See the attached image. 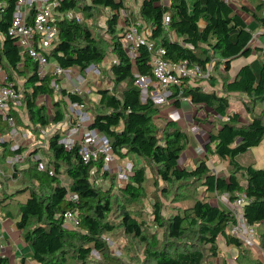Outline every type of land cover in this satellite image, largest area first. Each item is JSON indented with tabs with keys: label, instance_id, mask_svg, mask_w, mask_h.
<instances>
[{
	"label": "trees",
	"instance_id": "obj_1",
	"mask_svg": "<svg viewBox=\"0 0 264 264\" xmlns=\"http://www.w3.org/2000/svg\"><path fill=\"white\" fill-rule=\"evenodd\" d=\"M0 2L5 4L0 16V64L10 72L27 76L24 100L34 131L37 126L47 128L62 122L67 103L54 101L51 111L46 105L38 104L41 96H52V79L37 77L35 63L21 55L15 39L9 34L17 1ZM107 9L113 13L107 22L111 44L88 26V21ZM76 10L81 12L83 20L65 17ZM121 10H126L124 0H63L59 8L62 14L58 22L59 41L51 60L63 68L82 71L92 64L103 63L111 50L118 57V63L111 69L113 89H100L97 102L88 96L71 95L70 99L87 104L93 115L91 127L110 137L119 160L134 155L143 161V165L133 169L130 181L119 187L125 197L133 201L145 197L148 170L152 171L156 183H163L161 191L166 195L167 187L182 184L201 187L203 191L192 204L166 216L156 197L153 219L164 236L159 240L149 233L146 223L128 209L126 202L120 201L114 183L110 188L98 185L99 177L111 179V173L102 172V161L85 164L77 147L69 151L59 143L60 133L50 138L47 148L34 149L31 153L41 152L48 159L56 171L53 176L39 171L30 157L24 164L12 167L6 159L11 154L13 141H0V164L8 171H3L0 181L3 183L11 178L20 184L13 191L0 193V219L11 220L32 249L30 261L23 257L18 264L31 261L37 264H120L121 261L111 254L105 235L132 237L146 245L145 264H228L219 245L221 237L228 247L237 248L243 254L241 260H245L248 253L245 243L227 233L234 221L232 212L213 200L227 194L233 202L237 193H246L249 201L244 209L245 218L251 225H259L258 232L259 228H264V168L244 165L238 160L264 142V113L254 112V108L264 104V61L259 75L252 65H246L234 80L225 77L223 82L224 94L238 93L248 97L244 103L250 115L248 122L243 123L239 113L230 111L229 99L224 94L215 90L206 92L196 85L197 82L185 89L184 96L194 105H203L218 116L214 122L220 120L219 126L210 133L205 151L227 162L230 174L228 177L217 175L207 159L188 168L181 161L191 145L192 135L175 121L158 128L155 121L161 108L143 103L140 90L135 86L136 73H151L152 51L141 46L135 60L128 56L118 29ZM237 10L224 0H172L170 7L163 5L162 0H143L141 17L152 30L151 41H159L166 49L167 60L188 61L190 65L205 67L219 59L228 73L233 60L249 57L254 52L240 42L249 34L242 35L248 24ZM242 10L259 26H264L261 12L246 6ZM167 13L171 21L165 26ZM171 32H175L181 42L171 41ZM9 79L13 80V76L9 75ZM210 83L215 87L216 78ZM225 118L227 120L221 122ZM7 135V125L0 118V138ZM63 178L68 179V187L63 184ZM111 181L114 182L113 177ZM69 190L79 195L78 203L68 200ZM69 210L78 212V229L65 226L64 214ZM261 242L264 248V232ZM0 264H10L9 258L0 256ZM252 264H264V261L255 260Z\"/></svg>",
	"mask_w": 264,
	"mask_h": 264
},
{
	"label": "built area",
	"instance_id": "obj_2",
	"mask_svg": "<svg viewBox=\"0 0 264 264\" xmlns=\"http://www.w3.org/2000/svg\"><path fill=\"white\" fill-rule=\"evenodd\" d=\"M16 1L9 34L15 39L21 54L28 56L35 63L37 77L40 79L51 77L53 98L55 95L63 97L68 105V113L64 122L66 128L63 127L65 124L62 122L56 123L46 130H40L44 148L47 147L51 137L59 131H64L60 135L59 143L66 150L70 151L77 147L85 164L102 161V172L116 173L120 187L127 184L133 174L129 163H119L121 160L114 152L110 137L91 127L93 115L88 110L87 104L83 101L70 99L71 95L86 96L94 92L95 90L91 86L93 81L90 77L100 76L101 69L106 63L92 64L82 71H77L75 68H63L57 63L52 64L51 54L59 41L58 22L62 17L59 8L63 0ZM224 1L233 4L235 0ZM4 6L5 4L0 2V16ZM170 21V15L166 14L164 25L168 26ZM142 26L140 22L136 24L130 19L123 33L122 42L128 56L133 60L138 56L141 46H146L152 51L151 73L148 75L136 73L135 75V86L140 90L143 103H151L161 108L171 101L184 99L185 89L188 85L212 78L213 63L202 67L190 65L188 61L175 63L167 60L166 49L161 44L151 41L150 37L141 30ZM24 92V89L10 81L7 75L0 73V118L9 127L8 135L0 138V141H13L10 148L11 154L6 161L12 167H16L24 164L30 157L36 163L39 171L48 172L53 176L56 171L49 164L48 159L39 153L31 155L34 149L25 146L27 142L31 143L34 138L30 131H23L19 126V119L23 117V111L26 108ZM53 98L43 95L40 97V101L43 100L50 110L53 107ZM200 127L197 123L192 125L190 130L198 134ZM0 174L4 175L3 172ZM67 198L74 203L80 201L79 195L70 190ZM224 199L229 204L234 217V221L227 228V233L245 244H257V224L251 225L245 218L244 209L249 201L246 193H237V198L233 202L229 201L227 194L224 195ZM64 223L67 228L78 229V212L67 211L64 214Z\"/></svg>",
	"mask_w": 264,
	"mask_h": 264
},
{
	"label": "rangeland",
	"instance_id": "obj_3",
	"mask_svg": "<svg viewBox=\"0 0 264 264\" xmlns=\"http://www.w3.org/2000/svg\"><path fill=\"white\" fill-rule=\"evenodd\" d=\"M243 2H247L248 4L252 5L254 8H257L262 4L261 0H235L233 3L239 7V4H242ZM261 7V6H260ZM264 7V6H263ZM264 12V8L262 10ZM106 17L107 14L103 12L98 13L96 18L91 19L90 21H88V26L91 27L93 29V31L97 34V35H101L103 37L104 40H107L110 44H111V40L112 38L108 35L109 32V26L106 22ZM254 33H256V31H254ZM249 35H251V33H248ZM252 39V36L247 37L244 41L249 42ZM257 43V39L255 38L254 44ZM261 43L264 45V36L262 37V41ZM112 59H113V55L111 54V52L109 53L108 57H107V62H108V66L111 65L112 63ZM247 59L242 58V59H238L235 62H233V70L232 73L234 75L236 68L242 64L243 62H247ZM250 60V59H249ZM248 60V61H249ZM263 60V57L261 54L258 55L257 60L255 61L257 68H259L260 62ZM216 64V68H217V72H216V81H217V87H221L222 83L226 78H230L229 74H225V70H222V66H220V62L219 59H217L215 61ZM110 67V66H109ZM238 69V68H237ZM102 74H105V79L102 78V74L100 76H95L93 77L94 80H96V82H92L91 86H93V89L96 91H99L100 89L105 88V86L107 85V80H109V72L106 68L101 69ZM108 75V76H107ZM114 87V86H113ZM245 100H248L247 97H239L236 99L235 103L232 104V109L233 111H235V109L240 110L241 115L245 121L249 120V115L248 112L246 110V108L244 107V103L246 102ZM231 101H234V99H231ZM191 105V104H190ZM186 106V107H184ZM184 108L182 109V113L185 115V117H183L182 115L180 116L181 119L178 120L179 117V111L174 112L172 114L169 115V118L174 119V121L178 124V126L181 128H185L188 129L186 130L187 132L189 131V127L193 125L194 121L191 122L192 119H189V117H194V110L195 109H190V107L186 104H184ZM250 109H252V106L250 105ZM206 110V109H205ZM191 111H193V113L191 114ZM203 111L201 109L198 110ZM205 112V111H203ZM254 112L256 113H264V104L260 105L256 108H254ZM212 113V112H211ZM212 115V114H210ZM214 117V116H211ZM164 118V116H163ZM161 118H157V120L155 121L156 125L158 128H163L166 126L167 124V120L169 118L163 119ZM178 120V121H176ZM214 121V120H212ZM209 122V123H205L202 126V130H200L199 134L197 135H192L191 132L190 134L192 135L191 137V145L186 149L183 158H182V165L186 166V167H191L195 164L196 161L201 160V159H207V163L209 165V167L217 174L223 177H228V175L230 174L229 171V167H228V163L225 161H221L219 160L217 157H215L212 153H207L205 151V146L206 144L209 143V135L212 132L216 131V125H218L220 123V120H217V122ZM216 121V118H215ZM226 120H222L221 122H224ZM41 134V132H40ZM44 142L39 141L36 137L33 139V141L31 143L27 142L25 144L26 147H28L29 149H45L44 148ZM42 148H41V147ZM212 149L214 148V145H212ZM45 151V150H43ZM238 160L240 161L241 164L244 165H248V164H255V167L260 169V168H264V142L261 143V145H259L258 147H254L251 149V151H249L247 154L241 155ZM121 162H127L129 163V167L132 169L135 167H138L140 165H143V161L140 160L137 156L134 155H129L128 157H125L124 159H121ZM8 172L6 170V167L3 166L2 164H0V173L1 172ZM3 172V173H4ZM148 183L146 185V193H145V197L140 201H133L130 197H125L121 191H120V184L117 181L116 178V173H111V179H104L102 177L98 178V185L101 187H105V188H110L113 183H114V191L115 194L117 196H120V201L121 202H126L128 209H131L132 211H134L135 215L139 218L140 221H144L147 225V228L149 233H153L155 234L159 240L163 239V233L162 231L157 227V225L154 223V216H153V204L156 201V197L160 200V202L163 205V215H168L172 212H174L176 209H183L184 207H186L189 204H192L194 202V199L197 195H200L203 191V189L201 187L197 188L196 186H192V185H183L182 186H169L167 187L168 189V193L167 195L165 193H163L162 187H163V183L161 181H159L158 183H156V180L154 178V175L152 173V171L148 170ZM1 176V174H0ZM8 176L10 177V175L8 174ZM7 177V176H5ZM112 177L114 182H112ZM9 179V180H8ZM5 180V179H4ZM1 182V181H0ZM17 182V181H15ZM63 184L67 185L68 184V179L63 178ZM19 183V181H18ZM18 183H14L11 178H7L4 181V186L7 187L8 190H12L13 188L18 187L20 184ZM126 185V184H125ZM125 185H122L121 187H124ZM4 186L2 187L3 190ZM197 189H196V188ZM216 199V198H215ZM11 225L13 226V229L15 230V235L17 236H13V239L10 240H6L5 243H1L0 246V256H4V255H10L11 256L14 255V252L16 251V247L14 246V241H18V239H20L21 241H24L23 239V234L21 233L20 230H18L16 228V226L14 225V223L9 220ZM264 232V228H259V232H258V241L257 244L255 245H250V244H244L245 248L247 249L248 253L246 254V258L245 260H241V256L243 255L241 252H239L238 250H235V248L233 249L232 247H224L226 250L228 249V261L230 264H252L255 260H261L264 261V248L262 246V242H261V233ZM2 234V227L0 226V235ZM11 237V238H12ZM105 239L107 240L109 247H110V251L111 254L118 258L121 263L120 264H145L146 261V257H145V252H144V247L146 248V245H142L140 244L136 239L132 238V237H126V236H121V237H117L114 238L110 235H105ZM220 244L223 247L224 245V241L223 238L220 239ZM232 248V249H230ZM230 249V250H229ZM97 255H95L96 257ZM10 258V257H9ZM97 260H100L99 257H96ZM95 259V260H96ZM15 260V259H14ZM21 259H19L20 261ZM18 261V263H19ZM30 261V258H29ZM15 262V261H14ZM17 263V264H18ZM30 264H37L35 262H29ZM11 264V263H10Z\"/></svg>",
	"mask_w": 264,
	"mask_h": 264
},
{
	"label": "crops",
	"instance_id": "obj_4",
	"mask_svg": "<svg viewBox=\"0 0 264 264\" xmlns=\"http://www.w3.org/2000/svg\"><path fill=\"white\" fill-rule=\"evenodd\" d=\"M258 1V0H257ZM262 2V4L260 5L261 7H263L264 6V0H261ZM142 2H143V0H124V3H125V6H126V10H121V12H120V19H119V25H118V29H120L121 30V32L119 33V35H120V37H121V39H122V37H123V33H124V31H125V29H126V27H127V24L130 22V19H131V21L133 22V23H136V24H139V22L143 25L142 26V28H141V30L145 33V34H147L149 37L152 35V30H151V28L148 26V24L143 20V18L141 17V6H142ZM162 4L163 5H165V6H168V7H170L171 6V4H172V0H162ZM231 5H233L234 7H236L238 10V12L243 16V18L245 19V21L247 22V24H248V28L244 31V33L242 34L243 36H246L247 35V33H251V35H248L247 37H249V36H252V39L249 41V42H246V41H244L243 40V38H239L240 39V42L243 44V45H245V47H250L251 49H253L254 50V52H253V54L251 55V56H249V57H240V58H237V59H235V60H233L232 62H231V69H230V71L228 72V73H226L225 72V74H229V76H230V81H232V80H234L235 78H236V76H237V74H238V72L240 71V69L243 67V66H246V65H252V67L254 68V71H255V73L257 74V75H259V73H260V70H261V62L262 61H264V45L261 43V41H262V37L264 36V26H259L249 15H247L245 12H243V10H242V7H244V6H246V7H248V8H250V9H254L255 11H259V12H261L263 15H264V12L262 11L263 10V8L262 9H260V6L258 7V9L257 8H254L252 5H250V4H248L247 2H243L242 4H239L238 6L239 7H237L234 3L233 4H231ZM105 11V13L107 14V17H106V22H108L109 21V18L112 16V12L110 11V10H104ZM168 14V13H167ZM67 16H69V19L70 18H72V17H76V18H78L79 20H83V15L81 14V12L79 11V10H76V11H71V12H68L67 14H65V17H67ZM254 31H256V33H254ZM108 35L111 37V35L108 33ZM255 38L257 39V43L256 44H254V41H255ZM169 39L171 40V41H173V42H181V39L180 38H178L177 37V35H176V33L175 32H171L170 34H169ZM156 42V41H155ZM16 43V42H15ZM156 43H158V44H161L159 41H157ZM17 45V44H16ZM162 45V44H161ZM18 47V46H17ZM257 50H259L258 52H257ZM21 53V52H20ZM111 54L113 55V59H112V63H111V65H109L108 66V62H107V58L105 59V66L103 67V68H106L107 70H108V72H109V74H110V76H109V80H107V85L105 86V88H110V89H113V86H114V83H113V76H112V74H111V69H112V66L115 64V63H118V61H119V59H118V57L113 53V51L111 50ZM259 54H261L262 55V57H263V60L260 62V65H259V68H257V65H256V63H255V61L257 60V57H258V55ZM22 55V54H21ZM23 57H28V56H25V55H22ZM242 58H245V59H247L246 61L247 62H243L242 64H240L237 68H236V70H234L235 71V73H234V75L233 74H231L232 73V70H233V62H235L236 60H238V59H242ZM250 59V60H249ZM249 60V61H248ZM103 62V63H104ZM56 62L53 60V63L52 64H55ZM210 63H213L214 64V71H213V76H212V78L211 79H209V80H204V81H201V80H199V81H197V86L198 87H201L204 91H206V92H210V91H217L220 95H223L224 94V92H223V83H222V85H221V87H217V85L215 86V87H212V85H211V83H210V81L211 80H213L214 78H217V76H216V72H217V68H216V64H215V61H212V62H210ZM210 63H208V64H210ZM208 64H206V65H208ZM220 66H222V70H225V68H224V64L222 63ZM21 67H23L22 65H21ZM77 71H80V70H78L77 69ZM0 73H4L5 75H7L8 77H9V75H12L13 76V80H11L10 79V81H12L15 85H17V86H19V87H22V89H24V91H26V88H25V85H26V77H24V76H20V75H18L16 72L14 73V72H10V70L8 69V68H4L1 64H0ZM108 76V75H107ZM105 74H102V78L103 79H105ZM90 79L93 81V82H96V80H94L93 79V76H91L90 77ZM195 85V84H194ZM25 93V92H24ZM225 96H227L228 97V99H229V103H230V111L231 112H236V113H239L240 115H241V112H240V110H238V109H235V111H233V109H232V104H234L235 103V101H236V99L237 98H239V97H241V98H245V97H247L245 94H238V93H227V94H224ZM86 96H88V98H90L93 102H97L98 100H99V98H100V96H99V94H98V91H94V92H92L91 94H89V95H86ZM53 98V93H52V96H51V99ZM248 98V97H247ZM231 99H234V101H231ZM53 100L54 101H58V100H63V101H65V99H63V97H60V96H58V95H55L54 96V98H53ZM52 101V100H51ZM245 101H248V100H245ZM66 102V101H65ZM67 103V102H66ZM39 105H46V104H44V101L43 100H41L40 101V99H39V103H38ZM47 104H49L48 102H47ZM184 104H186V105H188L189 107H190V109H195L194 110V117L192 118V117H189L188 116V118L189 119H192L191 120V122H193L194 121V123H193V125H195V124H197L198 123V125L199 126H201L200 127V130H202L201 128H202V126H203V124H205V123H209V122H211L212 120H215V118L217 119L218 118V116L213 112V111H211L210 109H207V108H205L203 105H194L193 103H192V100L189 98V97H185L184 99H177V100H174V101H171L169 104H167V105H165V106H163V107H161V111H160V113H159V115L156 117V120H157V118H163V116H164V118L163 119H166L167 120V118H169L170 116V114H171V117H172V114L174 113V112H177V111H179V112H177V113H179V117L183 114L182 113V109L184 108V107H186V106H184ZM191 104V105H190ZM184 106V107H183ZM46 107H48V105H46ZM67 107H68V105H67ZM245 107V106H244ZM199 109H201V110H203V111H205V112H203V111H198ZM206 109V110H205ZM49 111H51V110H49ZM68 111V110H67ZM65 112V118H66V114L68 113V112ZM24 113H23V117H21V119H19V126H20V129H22L23 131H30L31 132V134H32V136H33V138H37L39 141H41V137H40V130H46V129H48V128H50L52 125H55V124H51L49 127H47V128H42V127H40V126H37L36 127V130L37 131H34V128H35V126L31 123V121H30V119H29V115H28V112H27V110H26V108L24 109V111H23ZM212 112V113H211ZM193 113V111H191V114ZM210 114H212V115H210ZM249 115V114H248ZM183 117H185V115L183 114L182 115ZM211 116H214V117H211ZM22 118H23V120H22ZM181 119V117L178 119V120H180ZM249 119H250V115H249ZM178 120H176V121H178ZM223 120H227L226 118L225 119H223ZM25 121V122H24ZM169 121H174V119H172V118H169L168 120H167V122H169ZM241 121L243 122V123H245V122H248V121H245L244 122V119H243V117H242V115H241ZM26 122H27V124H26ZM63 122V124H65L64 122H65V119L62 121ZM62 122H59V123H62ZM212 122H214V121H212ZM4 123L7 125V128H8V132H9V127H8V124L4 121ZM22 125L23 126H25V127H22ZM217 126H219V124L217 125ZM63 127H65L66 128V124L65 125H63ZM64 128V129H65ZM182 128V127H181ZM190 128H191V126L189 127V131H188V133L190 134V132H191V130H190ZM182 129H184L185 130V128L183 127ZM186 130H188V129H186ZM185 130V131H186ZM64 131H59L58 133H60V134H62ZM191 134L192 135H197V134H195V133H193V132H191ZM199 134V133H198ZM39 137V138H38ZM41 147V146H40ZM45 148H47V147H45ZM39 154H41L42 155V153L41 152H38ZM184 155V154H183ZM216 157V156H215ZM183 158V157H182ZM218 158V157H217ZM220 160V159H219ZM199 161V160H198ZM197 162V161H196ZM195 162V163H196ZM1 183V189H0V193L3 191V189H2V187L4 186L3 184H4V182L2 183V182H0ZM68 186V185H67ZM6 188V189H5ZM4 189L5 190H8L7 189V187H5L4 186ZM14 190V188L12 189V190H8V191H13ZM213 202L215 203V204H221V205H223L224 207H226L227 209H229L230 210V206H229V204L227 203V201L224 199V195H221V196H217L216 197V199H214L213 200ZM0 226L2 227V234L0 235V245H1V243H5L6 242V240H10V239H13V237H12V234H13V236H17V235H15V230L13 229V226L11 225V223H10V221L9 220H2V219H0ZM258 224H257V232H258ZM259 236V235H258ZM12 237V238H11ZM221 238H223V241H224V245H223V247L221 246V244H220V239ZM220 239H219V245H220V248H221V251H222V254H223V256H224V258L227 260V262H228V264H230L229 263V261H228V249L226 250L224 247H227V245H226V243H225V238L224 237H221ZM259 238V237H258ZM14 246L16 247V251L14 252V255L13 256H11L12 254H10V255H4V256H6L7 258H9V261H10V263L11 264H17L18 263V261H19V259H22L23 257H27V258H31L32 257V249H31V247L28 245V244H26L24 241H21L20 239H18V241L16 242V241H14ZM0 247H2V246H0ZM233 249L235 248V247H232ZM232 248H230V249H232ZM229 249V250H230ZM232 249V250H233ZM235 250H238L237 248H235ZM15 259V260H14ZM15 261V262H14ZM20 262V261H19Z\"/></svg>",
	"mask_w": 264,
	"mask_h": 264
}]
</instances>
